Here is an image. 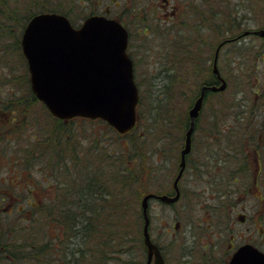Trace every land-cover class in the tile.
<instances>
[{
  "label": "rangeland",
  "instance_id": "obj_1",
  "mask_svg": "<svg viewBox=\"0 0 264 264\" xmlns=\"http://www.w3.org/2000/svg\"><path fill=\"white\" fill-rule=\"evenodd\" d=\"M52 1L63 7L75 25H80L91 13H100L106 9L117 13L121 8L123 11L136 14L134 21L128 20L131 28L129 51L136 62L137 80L144 94L142 124L135 129V133L125 136L115 130L112 131L105 122L75 118L68 125L70 129H64L65 134L54 135L55 126L52 122L49 123L50 120L45 112L47 108L30 93L33 91L28 61L22 53L21 44L23 29L19 34L20 43L16 40L10 42L6 49H0L2 110L3 106L5 110H10L12 107L13 111L24 116V120L18 123L19 126L13 128L12 135L8 134L10 130L7 127L2 128L0 157L4 160L0 159V189L3 191L9 184L8 181L12 183L19 180L23 185L34 182L33 187L36 188L35 197L31 198L33 202L37 204L40 200L49 199L48 192L43 189L47 181L44 179L45 174L41 166L45 165L46 170L48 168L43 162L44 153L43 156L42 153L34 155L36 162L34 158L31 160L36 163L33 177H29L27 173H24L21 179L16 180L15 174L11 177L13 166L10 161L21 159L24 151L30 154L28 151L34 148L36 143H42L41 140H37L43 130L45 132L51 130L50 126L53 135L52 137L47 135V139L57 140L68 149L77 146L81 153V161L87 159L86 155L93 160L98 158V154L99 158L108 155L105 147L108 149L113 144L110 151L117 160H111V164L115 163V166L125 171L122 175L128 176L120 178L119 188L112 190L115 195L112 200L115 204V228L122 225L121 232L124 233V237L120 239L123 243L120 246L124 248L118 250L120 253L116 254L115 247L114 255L107 264H125V261L127 264L145 263L147 251L144 245L141 246L137 234L140 222L142 226V221L138 217L141 200L147 191L152 190L149 188L151 185L157 190L161 189L159 191L163 193H173V180L178 173L180 160L178 142L184 144L183 139L179 141L182 132L183 135L185 132L186 124H183L188 120V111L197 92L200 91L203 81L207 79V66L212 65L218 43L227 37H235L243 33L238 36V40L227 43L222 48L219 66L222 75L229 83V88L223 92L225 97L209 96L208 103H212L213 108L222 109L220 106L222 101L231 98L226 95L237 94L250 98L255 94L257 85L264 87V36L253 32L244 33L264 27V1L207 0V17L204 20L203 14L200 15L198 12L194 15L193 12L191 16L184 18L182 16L175 22L171 21L168 26L158 20L162 12L159 0ZM192 1L193 5L190 8L196 6L203 10L200 0ZM181 49L186 51L182 52ZM188 49H191L192 54L194 53L193 56ZM172 71L175 73H170ZM174 74L176 78L172 77ZM163 97L164 109L169 112L170 119L167 126L168 137L162 140V133L161 135L159 133L162 122L159 123V118L160 99ZM17 121L18 118L15 119V122ZM8 124L11 126L10 123ZM206 124L207 105L200 120L201 128L196 134V145L190 154L191 163L180 181L183 198L175 204H166L156 198L151 200L150 230L153 239L163 248L166 264H222L219 257L215 258L214 255H218L219 251L224 250L231 242L230 232L223 229L228 222L234 224L233 220L236 218L231 204L228 207L224 204L212 206V203L218 200H213L207 190V139H205L207 131H203ZM147 127H150L149 131H154L155 134L151 133L153 135L148 134L147 138L145 136L142 138L147 132ZM135 147H141L146 152L145 156L142 155V160L136 162L131 161L127 154ZM154 149H158V155L161 156L158 164L155 163L156 155L150 153ZM37 150L43 152L42 149ZM163 150L166 152H162ZM37 168H40V171L37 172ZM154 168H157V173L152 181L147 174ZM131 172H136L142 177L137 181H131L129 178ZM123 179L127 180L126 184ZM7 194L9 197L0 198V218L3 222L5 218L10 219L19 215L18 207L25 206L29 209L27 197ZM248 200L250 199L243 200V203ZM54 203L51 209L46 206L45 211L51 210L53 215H57V204ZM117 206L122 209L123 217L117 216ZM60 209L62 210V206ZM9 211L12 213L8 214ZM247 212L251 214L249 209ZM41 218L45 219V214L38 211L34 221L19 222V225L22 223L34 227L31 231L37 238L35 242L38 247L46 243L45 239L50 232L48 222L45 223L46 219L40 220ZM218 229L222 231L219 232ZM19 240L21 241L18 243ZM22 241L23 239L19 238L16 243L20 244ZM0 250V264H33L29 258L25 260L13 257L4 246ZM46 262L47 260L44 264ZM85 264L89 262L86 261Z\"/></svg>",
  "mask_w": 264,
  "mask_h": 264
},
{
  "label": "trees",
  "instance_id": "obj_2",
  "mask_svg": "<svg viewBox=\"0 0 264 264\" xmlns=\"http://www.w3.org/2000/svg\"><path fill=\"white\" fill-rule=\"evenodd\" d=\"M260 1H264V0H260ZM200 2L202 4V7L204 8V0H200ZM199 10L200 8L198 9L197 7L196 13L200 12V15L203 14V20H204L206 18L203 13L204 9L202 11ZM43 11L61 12L68 16V13L65 12L63 7L59 5L57 2H53L52 0H36V1L35 0H0V49L3 48L6 49L10 42H16V40H18V42L20 43L19 34L21 30L25 28V26L27 25L28 21L32 16H34L36 13ZM183 50L186 51V49H181L182 52H184ZM188 51L189 53H191V49H188ZM191 55L193 56L194 53L193 54L191 53ZM170 73H175V71H172ZM172 77L176 78L175 74ZM218 83H219V79L217 78L216 74H214L213 72V66L212 65L207 66V79L203 81L202 85L218 84ZM139 84L140 83L138 82V85ZM139 87H140V100L138 104L137 125L129 133L125 134V136L135 133V129L142 124L141 122L143 119L142 114L144 113L143 112L144 94L140 85ZM30 93L34 95L35 98L38 100V98L33 92ZM220 93L223 92H212V91L206 92L205 104L202 113L199 119L197 120L196 134L201 128L200 120L205 112L207 100L209 96ZM199 94L200 91L197 92L196 97ZM164 99H165L164 97L160 99L161 102H160V118H159V123L162 122L159 131L160 135L162 133L163 136L162 140L168 137L167 130L169 129L167 128V126L169 125V119H170L169 112H167L164 109V105H165ZM3 111L5 114L3 115L2 128L5 129V127H7V129L10 130L8 134L12 135L14 130L13 128L19 126L18 123L24 120V116L19 115V112L13 111L12 107H10V110H5V106H3ZM45 112L48 115L47 118H49L50 120L49 123L52 122L53 125L55 126L54 135L65 134L64 129H70L68 125H70L71 121L65 122L62 119L55 118L47 110H45ZM5 117L6 120L4 121ZM16 118H18L19 121L15 122ZM98 120L105 122L101 119ZM90 121H97V120H90ZM8 123H10L11 126H9ZM183 125H185L184 127L186 131L189 125V116H188V120ZM108 127L111 128L112 131H114V129L110 125H108ZM150 127L146 128L147 132L143 135L142 138H144V136L147 138L148 134L149 135L155 134L154 131H149ZM49 128H51V130L48 132H45L43 130L41 137L38 138L39 140H37V141L41 140L42 143L41 142L36 143L34 148H31V150L28 151V153L30 154H27L24 151V156H22L21 159L17 158L10 161V163L13 166V170L10 176L12 177V174H15L16 180L21 179V177L24 176V173H27L29 177L31 176L33 177L36 163L34 164L31 160L32 158H34L36 162L34 155H37L38 153H42L43 156L44 153L45 156H43V162L47 164L48 168L46 170V167L43 164L41 166V170H43L45 174L44 179H46L45 181H47V185H45L43 189L46 190V188L49 185H53V189H55V195L53 191L52 200L57 204L56 207L58 210L57 211L58 214L53 215L51 213V210H49L48 212L45 211L46 206H49V199L47 198L44 199L43 201L40 200L41 202L39 201V203L37 204L33 202V199L31 198L35 197L34 190L36 188L33 187L34 182L33 183L27 182L26 185H23L19 180L17 182H12V183L8 181L9 184H7V186L4 187L3 191L0 193V198L9 197L8 196L9 194L7 193H10V196H14V197H20V196L27 197L29 199L27 202L29 204L28 206L29 209H27L25 206H23L22 208L18 207L19 215H16L15 217L10 219L5 218L4 222L3 219L1 220L0 218V248L2 246L6 247V251L15 258H23L25 260L29 258L31 260V263L33 264H44L45 260H47L46 258H48L47 256L48 253L46 251L47 249L46 236H45L46 243L40 245L39 248L37 246L38 244H36L35 242L37 238L36 236H34V234L31 231L33 226L22 225V223H24L25 220L34 221L36 214H38V211L41 214L44 213L46 219L45 223L50 222L51 217H53L52 220L57 222L58 229L60 230L61 227L64 228L62 230L63 232H65L64 237H66V241H69L70 243V239L75 238L77 223L81 221L78 217L77 205H78L79 192H82L83 205L85 206V209L83 211L84 219L82 220V222L84 223V227L88 233L89 238L92 237L93 229L94 230L96 229L97 238H98V249H99L97 263L99 264L101 262V264H107L109 259H111L112 256L114 255L115 247L117 251L116 254L120 253L118 250L124 248V246H120L123 245V243L120 242V239L124 237V233L121 232L122 225H119L117 226V228H115V217H114L115 204H113L112 202V200H114L115 195H114V191L112 190L119 188L118 184L120 182V178L126 177L128 175H122V173L125 171L122 168L115 166V163L111 164V160L112 161L113 159L117 160L113 152L110 151L111 150L110 148L113 144H111V146L108 147V149H106L105 147V150L108 153V155L106 154L107 156L102 155L99 158V154H98V158L96 156L97 159L93 160L92 157L86 155L87 159L81 161L80 159L81 153L78 150L77 146L70 147L68 149L67 146H64L61 142H58L57 140H54L52 138L47 139V135L49 137H52L53 135L52 127L50 126ZM203 131L204 132L207 131V124L205 127H203ZM182 139L184 141L185 132L184 135L182 132L179 141ZM205 139H207V135ZM179 144L180 147H178L177 149H180L181 151L183 147L182 145L183 143L178 142V146ZM195 145H196V140H194L193 149ZM14 146H16L15 143ZM37 149H42L43 152H38ZM45 149L46 151H44ZM159 150L154 149L150 151V153L156 155V160H155L156 164L159 163L161 158V156L158 155ZM162 152H166V150H163ZM192 152L190 154H192ZM127 154L131 161L133 160L134 162H136L138 160H142L143 158L142 155L145 156L146 152L141 147L140 148L135 147L134 150L129 151ZM190 154L188 156L187 166H189L191 163ZM99 159L102 161L101 164ZM198 167L201 168L200 165H198ZM39 169L37 168V172L40 171ZM69 169H71L70 172L68 171ZM156 170L157 168H154L153 170L148 172L147 175L149 176V179L152 180L154 175L157 173ZM17 174H20V176H17ZM131 174L132 175L129 177L131 181H137L142 177L139 176L138 173L136 172H131ZM123 180L124 183L126 184L127 180L125 179ZM114 181L116 182L114 183ZM149 188L152 190L147 191L146 193L155 192V191L156 193L161 192L159 191L161 189L158 190L155 189L154 185L153 187L152 185L149 186ZM44 196L45 195H43V197ZM182 198H183V193L181 195L180 200ZM60 206H62V210L60 209ZM123 207L125 208V206ZM116 208H117V216L123 217L124 213L122 212V209L119 206H117ZM29 212L34 214L32 215L26 214ZM10 213H12V211L8 212V214ZM20 215H23V217ZM26 216L29 217L26 218ZM138 217L142 221V226L140 222L139 228L137 230L138 239L141 246L144 245L143 247H145L146 249V246L144 244V237H143V227L145 220L143 215L142 204H141V209L138 211ZM45 219L41 218L40 220H45ZM19 222L22 223L19 225ZM94 222H96L97 224L96 227L93 226ZM19 238H22L23 241L22 243L17 244L16 241ZM20 241L21 240H19L18 243ZM19 247H22L23 249L22 248L18 249ZM61 258L64 264H78L75 249L74 251H66L63 254V256H61ZM59 260L60 257L55 263L58 264ZM145 263L141 262L140 264H145ZM125 264H127V261H125Z\"/></svg>",
  "mask_w": 264,
  "mask_h": 264
},
{
  "label": "water",
  "instance_id": "obj_3",
  "mask_svg": "<svg viewBox=\"0 0 264 264\" xmlns=\"http://www.w3.org/2000/svg\"><path fill=\"white\" fill-rule=\"evenodd\" d=\"M257 32L264 36V28ZM128 40L129 33L124 25L105 15H90L80 27H75L62 13L35 14L22 35L33 91L58 118H102L120 133L130 131L136 125L140 93L133 59L127 51ZM221 45L213 70L222 82L204 84L189 109L190 122L181 150L180 169L173 182L175 194L148 192L142 198L145 264H165L162 249L150 232V201L157 198L170 204L180 199L179 182L187 165V155L192 151L196 121L206 92L222 91L227 87L218 67ZM228 264H264V252L245 245L234 253Z\"/></svg>",
  "mask_w": 264,
  "mask_h": 264
},
{
  "label": "flooded vegetation",
  "instance_id": "obj_4",
  "mask_svg": "<svg viewBox=\"0 0 264 264\" xmlns=\"http://www.w3.org/2000/svg\"><path fill=\"white\" fill-rule=\"evenodd\" d=\"M159 1L162 12L158 20L167 26L171 21L181 19L182 16L184 18L191 16L193 12L195 14L197 10L196 6L190 8L193 5L192 0ZM203 9L204 16L207 17V0H204ZM100 14L119 20L131 35L128 20L134 21L136 14L123 11L121 8L117 13L106 9ZM138 15L140 16L139 12ZM230 38L232 40L226 44L238 40L233 39L234 37ZM228 88L229 84L226 90ZM214 95L225 97L224 93ZM226 97L231 98L222 101L220 104L222 109L213 108L212 103H208L207 100V190L213 200H218L212 203V206L217 207L218 204H224L228 207L231 204L232 212L236 215L233 220L234 224L228 222L223 226L225 231L230 232L231 242L224 250L221 249L218 255H214L215 258L219 257L222 264H228L234 253L245 245L253 246L264 252V87L257 85L255 94L250 98L237 94L226 95ZM0 104L1 143L4 111L2 101ZM64 121L69 122L70 120ZM195 138L196 132L193 143ZM53 191L55 194L53 185L46 188L50 209L55 204L52 200ZM78 196L77 213L81 221L77 223L75 238L70 239V243L64 237L65 232L62 231L64 228L61 227L59 230L57 222L53 224L51 222L53 217L49 216L51 221L48 222L50 232L46 239L48 251L46 264H55L59 257L58 264H64L61 256L66 251H74V249L78 264H85L86 261L89 264H98L97 231L93 229L92 237H88L82 222L85 209L83 193L79 192ZM242 199L250 200L243 203ZM248 209L251 214H248ZM93 224L97 226L96 222ZM217 231L216 234H218Z\"/></svg>",
  "mask_w": 264,
  "mask_h": 264
},
{
  "label": "bare ground",
  "instance_id": "obj_5",
  "mask_svg": "<svg viewBox=\"0 0 264 264\" xmlns=\"http://www.w3.org/2000/svg\"><path fill=\"white\" fill-rule=\"evenodd\" d=\"M190 154V153H189ZM189 154L187 155V161H188V156H189Z\"/></svg>",
  "mask_w": 264,
  "mask_h": 264
}]
</instances>
